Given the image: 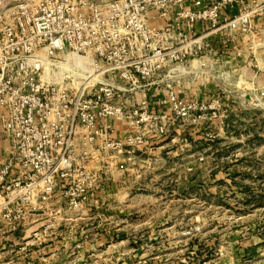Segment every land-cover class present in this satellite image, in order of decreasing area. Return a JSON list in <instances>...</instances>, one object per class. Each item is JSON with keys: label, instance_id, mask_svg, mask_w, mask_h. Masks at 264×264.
Wrapping results in <instances>:
<instances>
[{"label": "built area", "instance_id": "1", "mask_svg": "<svg viewBox=\"0 0 264 264\" xmlns=\"http://www.w3.org/2000/svg\"><path fill=\"white\" fill-rule=\"evenodd\" d=\"M256 18L264 28V0H9L0 10V252L19 238L10 250L22 255L8 261L46 242L28 220L60 189L72 206L98 202L94 159L131 154L173 120L200 118V101L178 94L174 78L218 53L219 31L254 34ZM67 57L92 58L96 77L77 86L58 68ZM161 85L170 111L146 95ZM117 123L128 132L117 136Z\"/></svg>", "mask_w": 264, "mask_h": 264}, {"label": "rangeland", "instance_id": "2", "mask_svg": "<svg viewBox=\"0 0 264 264\" xmlns=\"http://www.w3.org/2000/svg\"><path fill=\"white\" fill-rule=\"evenodd\" d=\"M8 1L0 0V10ZM255 23L252 35L219 31L218 53L192 58L174 78L178 94L200 101V118L173 120L165 135L148 134L149 143L131 154L94 159L103 182L98 202L72 206L60 189L56 204L30 216L27 227L46 242L28 259L264 264V28L260 18ZM160 106L170 111L167 102ZM117 127V136L128 132ZM46 246L57 248L50 262L40 251ZM11 255L1 252L0 264Z\"/></svg>", "mask_w": 264, "mask_h": 264}, {"label": "crops", "instance_id": "3", "mask_svg": "<svg viewBox=\"0 0 264 264\" xmlns=\"http://www.w3.org/2000/svg\"><path fill=\"white\" fill-rule=\"evenodd\" d=\"M202 28H200V26H198V31H200ZM192 72V71H191ZM195 72H199V71H195ZM149 98H150V101L154 104H156L157 106L160 107V109H164L162 106L160 105H163V103H168V99H167V94H166V90H162L161 87L160 88H154L150 91L149 93ZM169 105V104H168ZM121 124L120 123H117V126ZM17 247V246H16ZM7 248V250H5L9 255L13 254L12 251L10 250V248H13L12 245H9ZM34 248H31L29 250V254L31 251L33 252H36L35 250H33ZM56 250L57 248H52V246H46L45 249L43 250V248L40 249V251H43L42 253H46V254H49L50 256L48 257V262H50L51 259L54 258L55 254H56ZM1 253V252H0ZM27 254L26 256L22 257L20 262L18 261L17 263H11L9 261H5L4 263L1 262V264H39L38 261H33L30 257V259H28V255ZM3 257H7V256H3ZM10 260V257L8 258ZM27 259L29 260L28 263H27ZM30 260L32 263H30ZM55 260L53 259V262H50L51 264L54 263Z\"/></svg>", "mask_w": 264, "mask_h": 264}, {"label": "bare ground", "instance_id": "4", "mask_svg": "<svg viewBox=\"0 0 264 264\" xmlns=\"http://www.w3.org/2000/svg\"><path fill=\"white\" fill-rule=\"evenodd\" d=\"M67 62L68 66H64V63L61 62L58 65V68L62 71H68L72 77H75V84L77 86L80 84L78 79H85L88 74L94 78L96 77L98 71L96 69L95 61L92 58L67 57ZM92 66L94 68H92ZM80 76L82 77L80 78Z\"/></svg>", "mask_w": 264, "mask_h": 264}, {"label": "water", "instance_id": "5", "mask_svg": "<svg viewBox=\"0 0 264 264\" xmlns=\"http://www.w3.org/2000/svg\"><path fill=\"white\" fill-rule=\"evenodd\" d=\"M94 1H99V0H94Z\"/></svg>", "mask_w": 264, "mask_h": 264}]
</instances>
